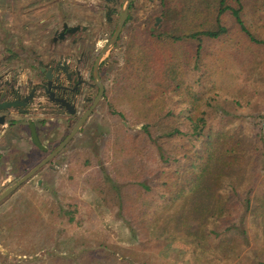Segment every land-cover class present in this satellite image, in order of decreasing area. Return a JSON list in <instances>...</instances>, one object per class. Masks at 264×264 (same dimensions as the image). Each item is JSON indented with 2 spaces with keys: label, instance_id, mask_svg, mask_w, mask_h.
<instances>
[{
  "label": "trees",
  "instance_id": "16d2710c",
  "mask_svg": "<svg viewBox=\"0 0 264 264\" xmlns=\"http://www.w3.org/2000/svg\"><path fill=\"white\" fill-rule=\"evenodd\" d=\"M244 1L160 0L159 25L147 36L130 34L125 41L123 63L104 99L108 111L126 125L111 133L106 165L95 170L103 177L110 171V179L128 190L119 196L116 214L134 243L113 264H150L152 253L161 257L175 245L203 264H239L249 256L264 264V182L255 154L262 147L243 140L232 126L233 115L218 107L213 73L188 78L200 59L201 37L216 39L228 32L226 15L252 42L264 44L243 24ZM94 159L75 153L69 164L80 172ZM90 184L95 189L96 183ZM96 191L105 198L101 189ZM22 204L25 210L31 206L30 201ZM66 206L49 217L61 224L71 221L73 197ZM245 220L258 242L242 253ZM100 257L90 255L84 264H109V256Z\"/></svg>",
  "mask_w": 264,
  "mask_h": 264
},
{
  "label": "rangeland",
  "instance_id": "374dc122",
  "mask_svg": "<svg viewBox=\"0 0 264 264\" xmlns=\"http://www.w3.org/2000/svg\"><path fill=\"white\" fill-rule=\"evenodd\" d=\"M75 1L81 3L80 0ZM84 1L93 9L95 0ZM244 2L242 19L245 28L252 36L264 39V0ZM134 3L132 12L137 18V34L143 32L146 35L147 30L160 23V0H135ZM255 4L260 5V10L253 9ZM35 5L36 0H0V27L13 29L12 36L15 34L22 40L25 38L27 45H35L38 35L34 19L21 20L25 7L32 17L35 15ZM6 8L9 14L5 17L2 14ZM223 20L229 28L228 32L216 39L201 37L200 59L188 78L199 76L206 70L213 73L218 107L233 115L232 126L243 140L262 147L255 154L257 174L264 182V44L252 42L234 24L231 16L226 15ZM24 24L26 33L20 32L19 35V30L24 31ZM125 40L122 41L118 62L110 68L106 90L116 67L123 63ZM78 116L72 118L73 123ZM43 117L47 125L43 128L38 126L39 135L44 144L46 138L52 137L51 141H47L51 149L69 129L64 130L63 120L58 114ZM120 123L126 125L116 114L108 111L106 99L102 100L56 156L0 201V264H84V259L90 255L109 256V264H113V258L122 259L134 243L126 224L116 214L118 198L128 190L123 183L110 179L113 176L110 171L106 170L105 177L95 171L99 172V168L106 165L104 148ZM138 127L135 125L132 132ZM20 145L13 150V155L19 158L13 159L9 169L5 165L9 174H3L4 165H0V192L46 153L38 151L28 133ZM75 153L93 156L92 167L80 172L74 169L75 165L71 166L69 160ZM259 179L257 177L255 181ZM90 182L96 183L95 189ZM97 188L101 189L105 200L96 191ZM71 197L74 198L72 220L61 224L57 218L51 219L52 215L49 217L48 214L57 213L58 208L67 209L66 200ZM23 201L31 203L27 210ZM249 221L245 220L247 245L242 253L256 248L258 242L256 230L249 226ZM46 231L49 235L45 234ZM262 255L260 258H263ZM103 257L100 260H104ZM151 258L150 264H203L179 245L170 247L161 257L154 252ZM255 259L249 256L248 261L239 264H255Z\"/></svg>",
  "mask_w": 264,
  "mask_h": 264
},
{
  "label": "flooded vegetation",
  "instance_id": "af4514ba",
  "mask_svg": "<svg viewBox=\"0 0 264 264\" xmlns=\"http://www.w3.org/2000/svg\"><path fill=\"white\" fill-rule=\"evenodd\" d=\"M134 1L95 0L92 9L84 0H80L81 3L75 0H36L35 15L32 17L25 7L23 19L20 18L34 19L38 35L35 45L24 44L27 40L15 34L12 36L13 29L0 27V117L3 118L0 124V163L4 165L3 174H9L5 165L9 169L13 159L19 158L11 156V147L19 148L26 132L30 137L28 115L29 118L36 116L34 120L29 119L34 129L47 125L44 115L55 113L61 116L59 119L63 120L64 130H70L74 124L72 118L88 109L97 96L98 83L102 85V91L91 113L104 100L105 83L110 78L111 66L118 62L123 39L127 40L130 34L137 35V18L132 12ZM6 14H9L7 8L2 15L6 17ZM120 19L122 24L116 39L101 53ZM26 30L25 25L19 35L20 32L25 35ZM95 62L97 79L93 74ZM24 98L29 99L23 105ZM61 99L71 106L72 114L60 105ZM11 113L15 115L14 120L10 118ZM46 139L44 144L38 138L45 150L31 142L40 153H48L52 148L48 147L47 141L52 137Z\"/></svg>",
  "mask_w": 264,
  "mask_h": 264
},
{
  "label": "water",
  "instance_id": "95a60500",
  "mask_svg": "<svg viewBox=\"0 0 264 264\" xmlns=\"http://www.w3.org/2000/svg\"><path fill=\"white\" fill-rule=\"evenodd\" d=\"M126 1L128 2L129 0H126ZM124 13H125V9L121 13V19L124 17ZM121 19L118 21L110 41L103 47V49L101 50V53L106 51L108 46H110L114 42V40L116 39V36H117V34H118L119 30H120V26L122 24ZM155 20L157 21L158 19L156 18ZM101 53L99 54V56L101 55ZM97 61H98V58L96 59V62ZM96 62L94 64L93 74H94V77L97 79V76L95 74V72H96ZM98 86H99V92H98L97 96L93 99V101H92L91 105L89 106V108L86 109L78 117V119L73 124V126L71 127L69 132L48 153H46L40 160H38L25 173H23L15 182H13L9 186H7L4 190H2L0 192V201H2L7 195H9L12 191H14L20 184H22L28 178L33 176L36 171H38L43 165H45L50 159H52L58 152H60L62 150V148L70 141L72 136L79 130V128L82 126L83 122L86 120V118L89 116V114L91 113L92 109L96 105V102L99 99L101 91H102V85L100 83H98ZM28 99L29 98H24L23 105L28 101ZM60 105H64L66 108H68V110H67L68 113H70V114L73 113V110H72L71 106L64 99L60 100ZM2 123H3V118L0 117V124H2ZM28 123H29L30 137H31L32 142L37 147H39L41 150H45V148L39 142V140L37 138V135H36V132H35V129L33 127V124L30 122L29 119H28Z\"/></svg>",
  "mask_w": 264,
  "mask_h": 264
},
{
  "label": "crops",
  "instance_id": "0c3cea01",
  "mask_svg": "<svg viewBox=\"0 0 264 264\" xmlns=\"http://www.w3.org/2000/svg\"><path fill=\"white\" fill-rule=\"evenodd\" d=\"M24 41H26L25 38H24ZM24 44H27V41H26ZM29 117H30V115H28V119L34 120V118H35L36 116H35V115H31V118H29ZM10 118H11L12 120H14V119H15V115L11 113V114H10ZM35 131H36V134H37L38 138L41 139V138H40V135H39L40 130H39V128H38L37 126H35ZM27 133H28V132L25 133L24 137L27 135ZM28 136H29V135H28ZM11 150H12V151H11V152H12V153H11V154H12L11 156L13 157V156H14V155H13V153H14L13 150H15V147H11ZM0 165H3V164L0 163Z\"/></svg>",
  "mask_w": 264,
  "mask_h": 264
}]
</instances>
